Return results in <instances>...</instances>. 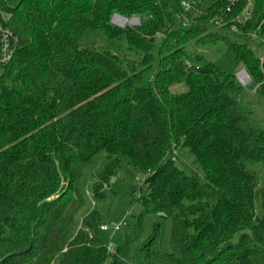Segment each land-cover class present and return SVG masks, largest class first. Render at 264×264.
Masks as SVG:
<instances>
[{
	"label": "trees",
	"instance_id": "16d2710c",
	"mask_svg": "<svg viewBox=\"0 0 264 264\" xmlns=\"http://www.w3.org/2000/svg\"><path fill=\"white\" fill-rule=\"evenodd\" d=\"M181 3L0 0V20L19 37L0 73V264H129L140 224L114 254L100 239L97 211L75 224L85 203L80 180L101 152L106 164L94 195L103 196L127 159L145 175L134 200L143 215L160 216L139 264H264V186L249 169L264 165V129L235 98L236 75L200 55L193 63L187 52L191 43L225 42L264 95V63L248 45L253 34L264 39V0H254L246 22V0L228 14L225 0L206 9ZM116 13L147 20L121 28L112 23ZM90 28L124 36L139 58L86 46ZM178 83L186 90L174 92ZM183 148L202 178L176 164ZM169 219L170 253L162 247Z\"/></svg>",
	"mask_w": 264,
	"mask_h": 264
},
{
	"label": "rangeland",
	"instance_id": "374dc122",
	"mask_svg": "<svg viewBox=\"0 0 264 264\" xmlns=\"http://www.w3.org/2000/svg\"><path fill=\"white\" fill-rule=\"evenodd\" d=\"M195 6L201 4L203 9H206L211 0H189ZM9 6H14L18 0H5ZM2 17L8 20L9 16L2 12ZM114 16V15H113ZM131 18V17H130ZM128 18V20H130ZM140 23H144L147 17H138ZM113 23V17H112ZM114 24V23H113ZM116 25V24H115ZM121 28L137 27L139 24H130L128 21L121 25ZM233 38V37H232ZM159 39V38H158ZM81 42L86 46L96 49L97 51L109 50L119 56H127L131 58H139V54L130 49L126 38L123 36L119 39L109 38L103 31L98 29H88ZM249 47L254 55L261 59L264 57V43L258 36H251ZM189 59L195 63L196 55L203 57L204 62H212L219 66L223 71L236 75L238 82L241 85V91L236 95L243 111L250 117L251 121L259 128L264 129V95H260L256 88L257 85L251 81L241 83L237 77V73L243 69V65L236 60L235 53L228 48L227 44L219 41L213 44H189L187 45ZM201 63V62H200ZM243 79L246 80V74L243 73ZM185 84H175L172 86L174 92H182L186 90ZM176 164L188 173H193L199 177H203V168L200 164L195 163L194 155L187 148L177 151ZM106 164V153L97 154L84 170L83 176L79 183V188L85 201L83 207L75 215V224L77 228H81L84 218L90 213L97 211L100 215V226L108 225L110 229L102 230L99 227L100 239L115 252L120 246L126 243L127 237L140 224L141 234L129 244V264H139L138 256L142 245L148 240L153 226L160 219L157 214H144V208L141 203L134 200L141 193V187H144V173L135 167L133 163L124 160L122 167L117 171L109 183L103 189V196L96 197L94 195V184L97 181L98 175L103 171ZM249 169L254 171L260 180V187L264 186V165L263 163H255L249 166ZM257 215L263 214L261 202L255 203ZM142 219L139 222V218ZM171 219L165 221L164 231L162 235V247L164 251L170 253L171 249V234H172ZM116 226L120 229L114 231Z\"/></svg>",
	"mask_w": 264,
	"mask_h": 264
},
{
	"label": "built area",
	"instance_id": "2783aa9c",
	"mask_svg": "<svg viewBox=\"0 0 264 264\" xmlns=\"http://www.w3.org/2000/svg\"><path fill=\"white\" fill-rule=\"evenodd\" d=\"M226 1V11L227 14L232 10V8L240 2V0H225ZM247 4L246 7L244 8L242 15L240 16L241 22H246L251 15V10L253 9V5H254V0H246ZM182 6L184 7L185 10H190L192 8H194V6L190 3L189 0H182ZM117 18H122L125 19V23L128 21L131 25L133 24H141L140 20L138 17H131L130 20H128V18L119 15V14H114L113 16V23L118 25L119 22L117 21ZM214 25H222V21L220 19H214L211 21ZM233 29H236L235 27H233ZM255 36H257L256 34H253ZM252 35V36H253ZM164 34L162 33H157L156 34V38H163ZM262 40V42L264 43V39L260 38ZM19 45V37L18 35L7 25H5L4 22H2L0 20V73L3 72V70L11 63V61L13 60L16 50L18 48ZM261 62L264 63V57H262ZM242 71H245L247 73V71L243 68L240 72H238V78L240 80L241 83H246L247 81H244L241 77L240 74L242 73ZM249 80L251 79L249 74L247 73ZM102 230H108L110 229V227L108 225H102L101 226ZM120 229V226H116L114 228V231H117ZM108 250L111 254H114L113 250L108 247ZM110 264V263H107Z\"/></svg>",
	"mask_w": 264,
	"mask_h": 264
},
{
	"label": "bare ground",
	"instance_id": "6f19581e",
	"mask_svg": "<svg viewBox=\"0 0 264 264\" xmlns=\"http://www.w3.org/2000/svg\"><path fill=\"white\" fill-rule=\"evenodd\" d=\"M243 73L246 74V77H247L246 80H244L243 77H242ZM240 77H241L244 81H249V77H248V75H247V73H246L245 71H242V73L240 74Z\"/></svg>",
	"mask_w": 264,
	"mask_h": 264
},
{
	"label": "water",
	"instance_id": "95a60500",
	"mask_svg": "<svg viewBox=\"0 0 264 264\" xmlns=\"http://www.w3.org/2000/svg\"><path fill=\"white\" fill-rule=\"evenodd\" d=\"M237 77H238V74H237Z\"/></svg>",
	"mask_w": 264,
	"mask_h": 264
}]
</instances>
